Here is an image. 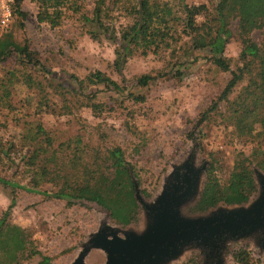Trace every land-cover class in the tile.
<instances>
[{"label": "rangeland", "instance_id": "obj_1", "mask_svg": "<svg viewBox=\"0 0 264 264\" xmlns=\"http://www.w3.org/2000/svg\"><path fill=\"white\" fill-rule=\"evenodd\" d=\"M56 1L61 14L55 26L35 19L43 0H22L24 17L13 14L8 28L0 34L1 39L19 45L25 41L33 53L31 59L38 60V64H30L15 53L0 60V143L9 151L7 156L0 152V175L38 189L34 192L0 184V213L14 195L8 219L23 229L25 240L50 258L48 264H71L85 247L88 250L82 264H103L105 252L93 246L94 234L99 230L115 231L123 237L125 233L144 232L152 222L146 208L156 205L164 187L183 168L198 176L191 196L179 208L181 216L250 208L260 197L259 180L264 179V171L257 165V160L264 157L259 125L242 116L230 117L228 103L223 101L199 125H194L226 83L229 72L205 59L204 50L194 52L198 58L195 62L176 66L175 56L187 40L182 35L156 54L133 51L118 74L112 67L113 42L105 35L94 40L87 34L83 17L90 16L93 0ZM125 1L120 0L110 11L109 23L115 30L130 22ZM170 2L176 12L177 4ZM184 2L204 3L211 10L216 0ZM228 27L230 37L223 55L233 70L241 65L243 43L237 36L235 19L229 21ZM176 29L178 32L180 25ZM249 42L259 47L263 42L261 30L251 31ZM170 69H181V78L168 72L144 87H126L120 95L102 91L101 87L91 98L73 95L68 87L73 80L67 82L66 77L70 74L82 79L89 71L99 70L120 83L122 78L131 80L142 73L154 75ZM247 76L232 88L227 102L245 86ZM127 90L142 95L143 100L127 97ZM38 124L48 140L37 131ZM113 146L120 147L124 158L134 166L138 184L137 216L126 226L115 223L101 208V200L90 191H70L71 199L78 200L68 202L66 198L50 196L63 187L64 180L65 187L73 188L91 181L100 172L109 173L105 157ZM247 177L254 182L255 190L246 201L211 202L219 194L232 193L239 198ZM199 199L211 204L202 212H194V203ZM217 244L213 256H208L206 246L184 244L158 264H234L231 253L240 248L257 261L254 264H264V227L221 235ZM38 260L35 255L22 264H36Z\"/></svg>", "mask_w": 264, "mask_h": 264}, {"label": "trees", "instance_id": "obj_2", "mask_svg": "<svg viewBox=\"0 0 264 264\" xmlns=\"http://www.w3.org/2000/svg\"><path fill=\"white\" fill-rule=\"evenodd\" d=\"M21 1L13 0L12 4V13L19 18H23L25 15V12L20 9ZM43 1L37 9L35 19L39 23L46 22L50 27H53L57 24L56 21L61 14L59 1L55 0L53 3ZM119 1L93 0L90 16L83 17L88 25L87 34L90 38L97 40L100 35H105L115 45L112 67L118 74H121L126 58L133 51L139 50L141 55L156 54L160 49L168 48L171 43H176L183 35L187 40L183 42L185 46L180 48L175 56L174 64L176 66L183 67L185 64L195 62L198 58L194 52L204 50L207 54L205 59L213 63L219 70L229 72L226 83L200 114V118L194 124L195 127L204 120L210 111L216 108L219 101H223L228 103L227 111L230 117L242 116L250 123H257L260 128L258 134L264 140V0H216L211 10L204 3L187 4L184 0H126L125 9L130 17V22L123 26L119 25V29L115 30L109 23L110 11ZM170 1L177 4L176 12H174ZM199 16L203 18L201 21L196 19ZM231 19L236 20V33L243 43V52L241 51L242 53L239 54L241 65L233 70L229 68V61L223 55L225 44L230 37L228 25ZM177 25H180L178 32ZM255 29L261 30L263 41L257 48L250 45L249 42V34ZM11 53L17 54L30 64H38L37 59H31L33 53L25 41L19 45L6 38H0V60ZM248 54L251 56L247 57ZM45 70L49 73L48 69ZM172 71V69L167 72L159 70L154 75L142 73L131 80L122 78L120 83L99 70L89 71L82 79L70 74H67L66 77H69L67 82L73 80V83L68 85L73 95L81 94L85 98H91L101 87L102 91L106 90L120 95L126 87H144L158 77H165L168 72H171V76L176 79L181 78V69ZM245 74L248 75L245 86L234 99L227 102L228 94ZM88 88V93H85ZM126 94L132 100H143L142 95H135L132 91L127 90ZM37 131L44 135L45 140H48V136L39 124ZM0 152L7 156L9 151L0 143ZM262 154L264 155V152ZM105 159L109 162L107 164L110 168L109 173L100 172L95 177L93 176L91 181L73 188L65 187L66 181L64 180L63 187L51 193L50 196L58 199L66 198L68 202L74 199H71L72 192L90 191L101 200V208L115 223L126 226L135 220L139 207L136 201L138 184L134 166L124 158L122 149L118 146L108 149ZM29 164L32 165L30 162ZM257 165L264 171V157L257 160ZM0 184L23 188L27 191H38L35 189L36 185L25 187L1 175ZM254 190V182L250 177H247L239 198L236 199L232 193L219 194L211 202L219 199L227 203L246 201ZM42 194L49 195L44 191ZM14 198L12 195L9 203L0 213V264H22L24 260L35 255L39 256L36 264H48L50 258L41 255L30 240H25L23 229L9 221ZM209 202L202 199L197 200L193 206L194 212L206 210L211 204ZM231 257L234 264L257 262L242 248L233 251Z\"/></svg>", "mask_w": 264, "mask_h": 264}, {"label": "water", "instance_id": "obj_3", "mask_svg": "<svg viewBox=\"0 0 264 264\" xmlns=\"http://www.w3.org/2000/svg\"><path fill=\"white\" fill-rule=\"evenodd\" d=\"M197 176V173H187L185 168L177 173L164 187L156 205L146 208L152 222L141 234L125 233L120 237L115 231L95 233L92 244L105 252L103 264H158L190 242L208 247V256H213L219 236L264 227L262 178L259 180L260 197L248 209L218 210L190 218L181 216L179 208L191 196ZM87 250L88 247L83 248L71 264H82Z\"/></svg>", "mask_w": 264, "mask_h": 264}, {"label": "built area", "instance_id": "obj_4", "mask_svg": "<svg viewBox=\"0 0 264 264\" xmlns=\"http://www.w3.org/2000/svg\"><path fill=\"white\" fill-rule=\"evenodd\" d=\"M13 0H0V34H2L9 26L12 13Z\"/></svg>", "mask_w": 264, "mask_h": 264}]
</instances>
